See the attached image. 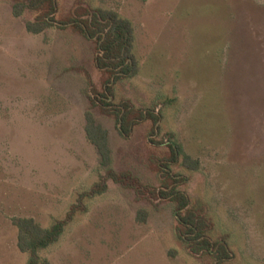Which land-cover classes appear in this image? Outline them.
<instances>
[{
    "label": "rangeland",
    "instance_id": "1",
    "mask_svg": "<svg viewBox=\"0 0 264 264\" xmlns=\"http://www.w3.org/2000/svg\"><path fill=\"white\" fill-rule=\"evenodd\" d=\"M79 5L114 10L135 29L139 75L115 86L116 103L161 116L129 139L93 108L103 73L95 45L71 29L28 33L36 15L13 16L0 0V264H27L13 221L50 229L78 207L59 242L40 252L51 264H214L179 240L176 205L107 180L86 136V114L109 134L112 169L159 189L170 135L201 162H181L179 190L203 212L227 264H264V0H58V19ZM146 222L139 221V216ZM145 215V216H144Z\"/></svg>",
    "mask_w": 264,
    "mask_h": 264
},
{
    "label": "trees",
    "instance_id": "2",
    "mask_svg": "<svg viewBox=\"0 0 264 264\" xmlns=\"http://www.w3.org/2000/svg\"><path fill=\"white\" fill-rule=\"evenodd\" d=\"M13 3V16L23 17L27 12L36 15L34 21L26 24L28 33L41 35L47 30L71 29L95 45V64L104 77L102 91L95 88L90 76L87 85L90 87V102L93 108L115 120L119 133L129 139L135 128L144 122L152 121L156 127L161 122V116L152 110L136 109L131 102L116 103L115 86L126 79L139 75V63L134 54L135 29L133 24L121 17L114 10L85 7L79 5L66 18L58 19V0H10ZM159 129V127H158ZM85 132L88 142L93 145L100 155L101 166L106 169V177L96 185L89 197L102 195L108 190L107 180L113 181L122 188L134 191L137 195L147 196L157 201H169L176 205L177 235L188 253L195 257L208 255L214 264H227L233 259L232 251L223 240L214 242L209 236L212 225L203 212L192 206L190 197L179 190L180 185L187 179L174 175L172 166L181 162L189 171L198 172L201 162L187 155L177 143L176 136L170 135L168 147L170 156L159 166L163 183L159 189L144 185L139 178L130 172H116L112 169V150L109 134L100 126L94 114H86ZM78 207L74 206L67 218L56 222L50 229L43 228L34 219L20 218L13 221L18 229V248L29 256L27 264H51L40 257V252L47 250L59 242L66 227L74 219ZM145 216V215H144ZM139 221L146 218L139 216Z\"/></svg>",
    "mask_w": 264,
    "mask_h": 264
}]
</instances>
